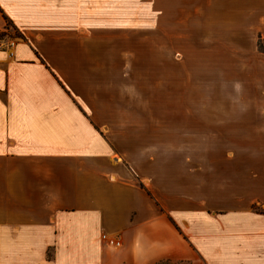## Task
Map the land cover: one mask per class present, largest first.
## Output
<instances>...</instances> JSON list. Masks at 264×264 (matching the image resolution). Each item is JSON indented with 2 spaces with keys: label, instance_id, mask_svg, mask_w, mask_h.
<instances>
[{
  "label": "crops",
  "instance_id": "obj_1",
  "mask_svg": "<svg viewBox=\"0 0 264 264\" xmlns=\"http://www.w3.org/2000/svg\"><path fill=\"white\" fill-rule=\"evenodd\" d=\"M250 6L264 15V0ZM49 9L0 0V264H264L259 89L239 113L224 105L225 125L250 133L226 135L192 167L158 175L119 161L70 83L87 74L81 50L60 45Z\"/></svg>",
  "mask_w": 264,
  "mask_h": 264
},
{
  "label": "rangeland",
  "instance_id": "obj_2",
  "mask_svg": "<svg viewBox=\"0 0 264 264\" xmlns=\"http://www.w3.org/2000/svg\"><path fill=\"white\" fill-rule=\"evenodd\" d=\"M45 1L60 45L81 50L87 74L70 83L110 157L176 174L250 133L225 125L224 105L239 113L257 89L263 101L264 15L251 0Z\"/></svg>",
  "mask_w": 264,
  "mask_h": 264
},
{
  "label": "built area",
  "instance_id": "obj_3",
  "mask_svg": "<svg viewBox=\"0 0 264 264\" xmlns=\"http://www.w3.org/2000/svg\"><path fill=\"white\" fill-rule=\"evenodd\" d=\"M14 43H15L14 40L11 39V38H9L8 41H7V46H13ZM1 45L2 44L0 43V46ZM102 238L105 239L106 238V235L103 234L102 235ZM106 239H107V243H108L109 246L117 247L120 244V241L117 238H106Z\"/></svg>",
  "mask_w": 264,
  "mask_h": 264
},
{
  "label": "trees",
  "instance_id": "obj_4",
  "mask_svg": "<svg viewBox=\"0 0 264 264\" xmlns=\"http://www.w3.org/2000/svg\"><path fill=\"white\" fill-rule=\"evenodd\" d=\"M10 23V20H7ZM155 264H170L167 260H159Z\"/></svg>",
  "mask_w": 264,
  "mask_h": 264
}]
</instances>
